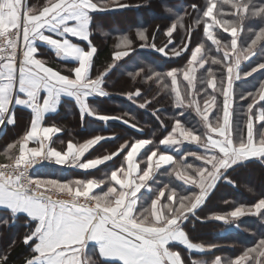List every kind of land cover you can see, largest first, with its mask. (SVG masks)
I'll use <instances>...</instances> for the list:
<instances>
[{
  "label": "trees",
  "instance_id": "obj_1",
  "mask_svg": "<svg viewBox=\"0 0 264 264\" xmlns=\"http://www.w3.org/2000/svg\"><path fill=\"white\" fill-rule=\"evenodd\" d=\"M58 1L26 0L23 35L26 22ZM70 1L73 11L77 10L74 16L86 17L88 39L93 45L86 88L75 90L86 93L83 101L88 111L83 112L73 96H66L44 117V123L58 128L50 140L52 149L64 153L70 143L77 147L87 145L82 161H98L89 170L59 163L42 164L31 172L34 182L75 192L83 191L86 184L95 181L97 187L91 193L94 201L108 206L114 198L109 193L114 185L113 173L126 169L128 153L137 142L145 141L136 159L143 172L152 153L167 152L162 141L176 122L197 135L199 141H206L210 128L220 126V113L218 105H214L204 121L200 112L211 98L221 96L211 87L219 91L218 79L223 77L228 65L224 53L231 51L232 40L233 57L241 60V64L244 55L251 53L249 59L260 63L241 71L251 72L246 75L248 82L256 81L245 89L247 92L233 93L230 139L233 145L241 146L245 142L248 116L255 110L262 114V121L255 123L251 136L254 146L249 148L264 149V98L261 97L264 0H84L87 4L81 3L82 0ZM209 9L216 20L213 28L216 42L206 35ZM72 40L83 49L88 48L84 40ZM196 46L201 48L202 63L189 81L184 73L191 65L190 56ZM36 57L55 72L54 79L74 78L77 61L58 58L47 44L38 46ZM5 62L12 63L5 60L0 65ZM172 73L177 78L181 101L186 103L184 107L175 104ZM246 83L239 81L241 86ZM19 112H23L21 120L31 116L30 110L16 106L15 115ZM27 133L20 122L6 126L0 136V163L25 160L13 158ZM172 156L169 165L154 171L149 188L138 196L135 221L144 226L155 225L151 222V210L158 200L166 220L178 215L185 218L180 222L181 228L199 248L190 255L189 249L182 250L183 258L184 252L188 253L189 263L204 258L206 264H211L219 258V263L231 264L236 256L243 255L244 264H264V208L254 214L256 205L264 201V152L228 167L202 198L198 187L186 186L178 173L198 178L204 169L203 149L186 144ZM234 210L246 213L228 220L226 216ZM231 225L236 231L230 230ZM37 227V221L29 214L14 208L10 202H0V264H31L37 257ZM130 237L160 256V247L155 242ZM154 244L158 253L152 252ZM174 245H179V250L183 244ZM89 262L122 264L102 260L92 249Z\"/></svg>",
  "mask_w": 264,
  "mask_h": 264
},
{
  "label": "crops",
  "instance_id": "obj_2",
  "mask_svg": "<svg viewBox=\"0 0 264 264\" xmlns=\"http://www.w3.org/2000/svg\"><path fill=\"white\" fill-rule=\"evenodd\" d=\"M25 3L26 0H0V31L16 26L21 19L24 22ZM72 3L70 0L66 2L60 0L48 8L46 7L39 15H36L37 18L32 17L30 22H26L18 71L11 62L0 65V136L6 126H14L20 122L28 130V133L13 160L27 159L30 158L29 156L41 157L45 161L44 164L47 165L59 163L89 170L97 166L98 160L82 161L88 146L77 147L70 143L68 150L64 153L52 149L50 140L58 132V128L44 123V117L66 96H73L79 103L80 109L83 112L88 111V106L83 101L86 93H75V90L86 88L88 63L93 45L88 39L86 17L80 14L74 16V11L77 10L73 11ZM81 3L86 2L82 0ZM72 38L84 40L88 48L83 49L75 44ZM42 43L50 46L58 58L77 61L72 80H66L63 77L57 80L53 78L55 72L36 57L38 46ZM65 82L74 86L66 87ZM18 90L21 93H18ZM177 94L175 93L176 105L184 107L180 93ZM261 97L264 98V93L261 94ZM207 104L202 110L205 111L206 116L211 110V105ZM16 106L30 110L31 116L29 118L26 116L27 120L24 117L21 120L20 113L23 112L15 115ZM195 107L197 108V106ZM261 121L262 114L260 112L257 113L256 119H248L246 140L237 147L242 149V146L246 145V153L249 155L247 158H251L253 154L258 156L264 152V149L249 148L250 145H253L251 136L255 129V123ZM230 123L231 110L228 108L226 119L224 115L222 128L226 129L225 136L234 148L230 139ZM216 132H219L218 128H210L205 141L209 146L208 149L211 148L212 151L217 150V147L212 143L219 139ZM185 135H189L191 143L188 144L195 145V142L198 141L197 135L187 132L180 122H176L163 142L166 140L178 143V138ZM144 144L145 141L137 142L128 153L126 169L113 173L114 185L109 193L114 198L108 206H100L94 201L91 193L97 187L95 181L86 184L83 191L75 192L54 189L35 182L41 187L59 193L58 196H47L21 190L14 182L0 180V202H10L14 208L29 214L38 223L35 245L37 257L31 264H90L89 251L91 249L96 251L102 260L110 259L122 264H151V257L157 255L133 239L135 237L131 238L130 236L143 237L149 242L159 244L167 241L186 244L188 239L185 232L169 223L175 218H170L169 221L165 219L158 200L153 203L151 212L157 218L155 212L159 210L158 216H161L162 223L157 221L155 226L150 227L138 224L133 219L136 212V200L141 193L146 192L149 188L154 171L169 165L173 160V153H178L183 148V146L180 147L181 150L178 152L164 148L167 152L152 153L149 156L150 163L147 170L142 172L136 159ZM203 154L207 155L204 149ZM206 169L209 170V166L204 162V169L198 178L185 176L184 178L193 180L188 183L189 186H194V184L196 186L201 175L208 173L205 171ZM184 178L179 179L185 184ZM207 193L202 190L199 198L205 197ZM89 197L97 208V216L92 214L86 205H79L74 201ZM262 203L264 201L259 204ZM173 225L181 226L180 220H177ZM180 230L183 232L181 240L178 239L181 237L179 236ZM161 254L158 256L164 262Z\"/></svg>",
  "mask_w": 264,
  "mask_h": 264
},
{
  "label": "rangeland",
  "instance_id": "obj_3",
  "mask_svg": "<svg viewBox=\"0 0 264 264\" xmlns=\"http://www.w3.org/2000/svg\"><path fill=\"white\" fill-rule=\"evenodd\" d=\"M212 13H213L212 9H209L208 12L206 13V16L208 15L210 17V21L206 24L205 29H206L207 37L210 38L213 42H216V40L214 38V31H213V28L215 27L216 20L213 18ZM231 32H233V31L231 30ZM230 48H231L230 52L224 53L225 62L228 65H227L226 70L222 73L223 77L218 79L219 91L217 88L211 87L212 89L215 90L216 93H220L221 96L219 97V95H215V97L211 98L212 100L208 102L209 105H211V108L214 105H218L217 109L219 110V113H220V116H219L220 126L218 127L219 132H216L219 139L212 141V143H214L213 146L215 145L217 147V150L214 149V151H212L211 148L208 149L209 146L205 143V139L201 140V141L198 140L197 142H195V145L197 147H200V148L204 149L205 152H207L206 156L204 154V159H205L204 162L209 166L208 173L206 172L207 173L206 175H201V179L196 184V187H198V189H199V196L201 195L202 190L208 192V189H210L213 186V184L215 183L216 178H218L221 174H223L227 170L228 167H232L235 164L238 165V163H242L243 160L246 159L247 156H249L246 153V150H247L246 145H243L242 149L237 148L240 146L238 144L234 145L235 146L234 148H236V149H234L232 147L229 139L226 138V136H225L226 129L222 128V125H224L223 124L224 115H225V119H226L228 108H230V106L232 105V102H234L233 93H245V92H247V91H245V89L251 87V85H252L251 83L256 81V79H253L252 81L248 82L246 80V75L250 74L251 72L247 73L246 71L248 68H252V66L254 64L260 63V60L252 62L249 59V57L252 56V54H253V53H251L248 55H244V57H243L244 59L242 60V64H241V60L235 59L233 57L234 54L232 53V50H233V48H235L234 40H232V45H230ZM228 55L231 56V59L227 58ZM201 57H202L201 48L199 46H196L194 48L191 56H190V60H191L190 64L191 65H190L189 69L184 73L185 79H188L189 81L193 80L195 72H196V68L202 63ZM244 67H246V68L248 67V68L246 69L245 72H241ZM257 67H260V64L257 65ZM262 67H264V61L262 62ZM171 75L173 78V86H174L173 95H174V98H176V95H178L177 93H180V91H179V88L177 86L178 82H177L176 75L174 73H172ZM241 80H243L244 82H247V83L245 85L241 86L239 84V81H241ZM237 85L239 88L237 87ZM263 89H264V86H263L262 90ZM175 93H176V95H175ZM262 93H264V90ZM236 98L238 99L237 96L235 97V100H236ZM182 103H183L182 105L186 104V103H184L183 100H182ZM175 104H177V103H175ZM205 105H208V104L206 103ZM204 108H205V106H204ZM203 109H201L200 114H201L203 120L205 121V117H207L208 114L206 116L205 111H202ZM256 115H257L256 111L253 110L252 114L250 113V115L248 116V119L255 118ZM188 143H191L189 140V135L179 137L178 143L167 142L166 140L164 142L162 141L163 147L165 149L171 150L173 152L180 151L182 146L184 147V145H186ZM251 157H257V155L253 154ZM149 163H150V161L148 159L147 165ZM214 173H216V174H214ZM179 176H180V178L185 177V175L178 173V177ZM184 180H185L186 186H189L188 183H190V181H193V180H189L187 178H184ZM194 186H195V184H194ZM259 208H264V203L259 204L257 206V208L254 209V214H256V212L258 211ZM159 213H160L159 210L157 212H155V215H157V218H155L154 215L151 214V222H154L155 225L158 223L157 221H159V223H162V221H160L162 219L161 216H158ZM241 213L244 214V213H246V211L234 210V211L230 212L229 215L226 217L228 220L229 219H235ZM181 217H180V215L175 216V217H173V219L174 218L175 219L169 223H171L172 226H174L175 228L182 229L181 226H179V225H173V223H176L177 220H180V222H182L184 220V218H181ZM133 219H135L134 216H133ZM167 220L169 221V219H167ZM229 223H230V221H229ZM155 225H151V226H155ZM236 229L237 228L236 227L234 228L233 225L230 226V230L232 232L236 231ZM182 235H183V232H182V230H180L179 236H181V237L178 239L181 240ZM185 243L186 244L181 245L182 247H180V249H179L180 252H179V250L177 249L179 245H174V244H178V243L167 241L166 243L162 242L161 244H159L156 242V244L160 247V251L162 253L161 255L164 258V262H166L165 264H185V260H187V264H206L204 258H200V259L198 258L197 260H193L192 262L190 261V263H189V260H191V259H189V256L187 254L189 253V255H190L192 250L199 251V248L197 245H195L194 243H191L189 240L186 241ZM155 246L156 245L154 244V246L151 247L152 252L158 253L157 250L155 249ZM187 249H189L190 251L188 253L184 252L185 254H184V258H183L182 250L186 251ZM218 259L219 258L214 259L211 264H222V263H219ZM245 260H246L245 256H243V255L236 256L232 260L231 264H244ZM161 262L162 261L158 255L155 257H151V264H161ZM224 264H227V261L224 262Z\"/></svg>",
  "mask_w": 264,
  "mask_h": 264
},
{
  "label": "built area",
  "instance_id": "obj_4",
  "mask_svg": "<svg viewBox=\"0 0 264 264\" xmlns=\"http://www.w3.org/2000/svg\"><path fill=\"white\" fill-rule=\"evenodd\" d=\"M23 29L24 22L23 19H21L16 27L0 31V63L5 60H10L16 71H18L21 63ZM44 163L45 161L41 157L27 158L23 161L0 163V180L14 182L21 190L34 192L38 195L58 196V192L41 187L31 179L32 170ZM74 201L76 204L86 205L89 207L92 214H95L96 216L98 215L97 208L91 197L86 199H75Z\"/></svg>",
  "mask_w": 264,
  "mask_h": 264
},
{
  "label": "snow or ice",
  "instance_id": "obj_5",
  "mask_svg": "<svg viewBox=\"0 0 264 264\" xmlns=\"http://www.w3.org/2000/svg\"><path fill=\"white\" fill-rule=\"evenodd\" d=\"M250 251H253V250H250ZM262 252H264V249H262ZM245 255H247V253Z\"/></svg>",
  "mask_w": 264,
  "mask_h": 264
},
{
  "label": "bare ground",
  "instance_id": "obj_6",
  "mask_svg": "<svg viewBox=\"0 0 264 264\" xmlns=\"http://www.w3.org/2000/svg\"><path fill=\"white\" fill-rule=\"evenodd\" d=\"M2 181H4V180H2ZM6 181H8V180H6Z\"/></svg>",
  "mask_w": 264,
  "mask_h": 264
}]
</instances>
